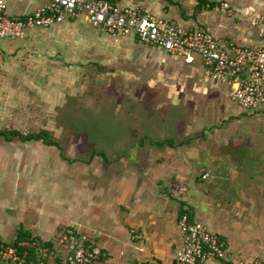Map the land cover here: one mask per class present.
Instances as JSON below:
<instances>
[{
  "label": "crops",
  "instance_id": "0c3cea01",
  "mask_svg": "<svg viewBox=\"0 0 264 264\" xmlns=\"http://www.w3.org/2000/svg\"><path fill=\"white\" fill-rule=\"evenodd\" d=\"M3 1L10 17H25L49 3L48 0ZM175 1L118 0V4L121 7L140 6L159 18L174 20L190 28H204L214 34L227 51L232 44L239 47L264 44V0H207L201 5L199 0ZM224 3L229 5L228 8L223 9ZM25 36L0 38V79L5 72L3 58L9 50L13 55L17 45H27L31 39L37 38L42 40L40 46L51 41L56 47L54 49L59 51L63 42L71 37L74 54L104 58L105 64L118 62L121 75L126 79L141 81L152 73L154 77L151 80L156 82V70L178 63L182 68L190 69V77L201 78L205 89H222L228 104L232 100L231 86L207 74L198 54H194L192 59L177 57L161 47L140 41L134 33L114 37L105 29L94 26L85 14L68 17L47 27H33ZM195 84L191 85V90ZM181 94L180 91L179 96ZM183 97L190 98V93H183ZM190 127L186 124L188 139L178 141L171 137L164 142L168 147L160 158L155 157V145L161 147L162 142L145 137L144 142L140 140L138 144L143 148L149 140L153 154L134 155L136 159L130 164L122 163L134 157L129 152L110 158L105 154L102 157L109 164L104 175L97 165H93V156L87 159L76 157L71 166L75 162L85 166L78 164L79 170L67 175L69 178L64 173L66 163L63 154L52 161L55 164L50 162L49 148L58 146L46 144L43 140H8L0 135L1 237L11 243L20 232H25L43 242H54L64 229L73 227L92 236L102 247L104 259L115 264H140L152 258L160 264H176V250L183 243L178 222L183 210L187 209L192 220L206 224L227 241L230 258H242L240 255L253 248L256 234L264 233V225L259 228L254 215V219L247 217L246 206L256 203L247 200L241 203V197L239 202L235 200L233 205L225 207L223 201L211 196L208 184L216 182V175L220 174L216 166L225 164L227 159L202 150L199 154L191 153L189 157L182 154V150L172 151L175 147H184V151L191 147L193 136ZM9 129L2 128L0 124V131ZM225 158L229 159V156ZM261 162L243 165L247 171L239 168L245 173L244 180L264 175H256V168L264 170V160ZM200 168L204 170L200 172ZM80 170L85 175L81 176ZM240 171L230 170L236 186V178H243L239 176ZM91 176L94 181L85 179ZM211 178L213 180L209 182ZM51 179L56 180L52 182ZM204 180L209 183H199ZM162 183H165L164 188H161ZM254 183H250L252 191L257 189ZM259 191L264 193V187ZM244 194L249 195L250 192L244 191ZM240 205H245V209L241 211ZM133 231L138 237H134ZM50 260L53 263L48 259L46 264H51ZM60 260L65 261L64 255ZM208 264H233V261L211 260Z\"/></svg>",
  "mask_w": 264,
  "mask_h": 264
},
{
  "label": "rangeland",
  "instance_id": "374dc122",
  "mask_svg": "<svg viewBox=\"0 0 264 264\" xmlns=\"http://www.w3.org/2000/svg\"><path fill=\"white\" fill-rule=\"evenodd\" d=\"M30 41L21 47L17 45L13 55L8 49L3 58L6 64L0 79L2 128L23 133L48 130L60 144V148L50 146V162L63 154L67 177L79 170L78 164L82 165L75 162L71 166L76 157L87 159L93 156V165H97L104 175L109 163L101 152L108 158L128 152L133 156L153 154V146L147 138L143 148L138 144L145 137L162 142L161 147L155 145V157L160 158L168 147L165 141L171 137L178 141L189 138L186 136V124H190L191 147L188 146L187 151L183 150L184 147H175L172 151L182 150L180 152L189 157L191 153L199 154L202 150L227 159L225 164L216 166L220 170V178L215 174L216 182L209 183L213 180L211 178L209 182L199 183H209L211 196L223 201L225 207H230L241 197V203L246 200L256 203L246 206L247 217L254 215L259 228L264 225V193L259 191L264 187V170L256 168V175H263L256 180H244L245 173L239 170L247 171L243 165L250 166L255 161L263 163L264 105L257 111H248L235 101L230 100L228 104L222 89L208 91L201 78L190 77V69H184L178 63L156 70V82L151 80L154 77L152 73L144 80L135 81L121 75L118 62L105 64L104 58L74 54L71 37L61 44L59 51L54 49L56 47L51 41L44 42L43 47L40 46L41 39ZM194 83L196 87L191 90ZM180 91L182 94L179 96ZM183 93H190V98L184 99ZM136 156L122 163L130 164ZM228 156L229 159L225 158ZM203 170L200 168L199 171ZM230 170L240 171L239 176L243 178L234 181L238 186L233 183ZM80 175H85V172L80 170ZM85 179L94 181L95 178ZM55 180L51 179L52 182ZM251 181L255 182L256 191L250 189ZM160 185L165 187V183ZM244 191L250 194L245 195ZM244 206L240 205L241 211ZM256 238L253 248L240 255L242 258L264 259V233L258 232ZM65 254L62 251V255Z\"/></svg>",
  "mask_w": 264,
  "mask_h": 264
},
{
  "label": "built area",
  "instance_id": "2783aa9c",
  "mask_svg": "<svg viewBox=\"0 0 264 264\" xmlns=\"http://www.w3.org/2000/svg\"><path fill=\"white\" fill-rule=\"evenodd\" d=\"M49 3L25 17H10L0 0V38L18 39L33 27H47L68 17L85 14L96 27L114 37L134 33L140 41L163 48L171 55L192 59L198 54L210 76L231 86L230 97L242 109L257 111L264 105V44L225 50L214 34L204 28H190L181 23L157 17L140 6L121 7L108 0H48ZM223 4V9L228 8ZM232 52V54H231ZM183 243L176 250L177 264H208L211 260L233 261V264H264V259L230 258L227 241L206 224L191 222L187 215L178 222ZM135 232V231H133ZM138 237V234H134ZM53 249L41 247L39 262L29 259L35 241L18 244L6 242L0 235V264H53L64 255L65 264H115L104 259L102 247L89 234L67 227L53 242ZM153 264V261L144 262Z\"/></svg>",
  "mask_w": 264,
  "mask_h": 264
},
{
  "label": "trees",
  "instance_id": "16d2710c",
  "mask_svg": "<svg viewBox=\"0 0 264 264\" xmlns=\"http://www.w3.org/2000/svg\"><path fill=\"white\" fill-rule=\"evenodd\" d=\"M114 4H118V0H108ZM207 0H199L200 5L206 3ZM0 135L8 140H12V139H16L19 138L23 141H28V140H43L46 144L49 145H56V146H60L59 142L56 141L55 139L52 138V135L50 134V132L48 130L42 129L39 132H30V133H23L20 132L18 130H12V131H8V130H1L0 131ZM142 142H144V140H142ZM60 148V147H59ZM97 150H94V152H96ZM101 154L105 155L104 152H101ZM187 215L189 217V220L191 222H195L194 220L191 219L190 214H189V210L185 209L182 212V216ZM134 234H137L136 232H134ZM29 241V242H33L35 241L37 245H29L26 247H21L22 251L27 249L29 250L30 254H29V259L31 260H35L37 262H39V259H41V257L39 256V251L41 252V247L44 246H48L51 249H53V241L51 242H43V240H41L38 237H34L32 236L30 233H25V232H20L18 238L14 241V243L18 244L21 241ZM48 259H45V262ZM150 261H153V264H160L155 258L150 259ZM58 264H65L63 261L60 260V258L57 260ZM175 262L177 264V259L175 257ZM140 264H144V262H141Z\"/></svg>",
  "mask_w": 264,
  "mask_h": 264
}]
</instances>
